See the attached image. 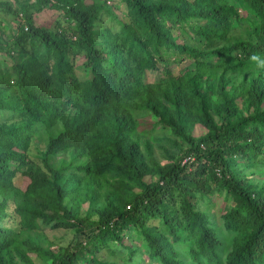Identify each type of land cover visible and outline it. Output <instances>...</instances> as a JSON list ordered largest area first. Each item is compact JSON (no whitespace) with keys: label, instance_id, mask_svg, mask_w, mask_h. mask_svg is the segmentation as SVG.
<instances>
[{"label":"trees","instance_id":"16d2710c","mask_svg":"<svg viewBox=\"0 0 264 264\" xmlns=\"http://www.w3.org/2000/svg\"><path fill=\"white\" fill-rule=\"evenodd\" d=\"M120 1L127 18L98 29L101 8L83 0L0 1L22 21L9 41L0 38V51L18 56L0 70V109L17 118L0 123V264H31L26 250L47 264H112L96 257L103 248L125 263L146 252L154 264H264V185L234 170L264 165V107L249 91L252 113L238 116L232 79L258 66L252 55L264 61V0ZM44 9L61 18L54 30L35 22ZM161 60L184 63L145 81ZM140 110L186 145L152 182L133 138ZM194 122L206 128L197 138ZM31 143L42 146L37 164ZM100 190L97 218L79 216ZM214 194L231 202L220 214L229 235L219 237L209 219ZM39 220L86 232L45 251L26 236Z\"/></svg>","mask_w":264,"mask_h":264},{"label":"rangeland","instance_id":"374dc122","mask_svg":"<svg viewBox=\"0 0 264 264\" xmlns=\"http://www.w3.org/2000/svg\"><path fill=\"white\" fill-rule=\"evenodd\" d=\"M7 1V0H0ZM87 4H96L101 10V19L100 21L95 22L94 28H101L102 25L115 27L117 24L116 19L125 20L127 15L125 13L124 5L120 0H110V4H105L103 0H83ZM243 9V8H242ZM240 9V12L243 10ZM243 14V12H242ZM60 16L50 9H44L37 15H35V22L41 24L50 30L55 29L56 21H60ZM21 20H17L8 13H4L0 9V38L3 41H9L11 32L14 31L18 25H21ZM173 34L176 35L177 31H173ZM182 35L178 36V41L184 40ZM41 49V47H40ZM41 51V50H40ZM14 53L9 57L6 52L0 51V70L9 69L13 62L18 61V56ZM81 60L79 55L74 57V62L78 64ZM182 62H175L170 60H161L157 62L156 68L154 70L146 71L145 81L148 82H157L163 80L166 75V72L171 74H178L181 71ZM233 85L235 86V95L234 103L237 107L236 114L239 116H247L252 113L253 106L249 103L250 98L247 95V92L251 91L255 98H260L261 108L264 107V68L255 67L254 69L242 73H237L233 75ZM257 101V100H256ZM136 121H137V130L133 135V138L139 144V150L142 154L143 162L148 168V172L143 177L145 182H152L157 179L156 170L163 167L167 163H171L176 158H179L184 150L186 145L181 142L178 137H175L171 134L170 131L162 129L158 124L156 118L152 116L146 110H140L135 112ZM17 118L12 116L11 112L5 109H0V123H12L16 122ZM214 121L219 122L217 116H214ZM56 130V127L50 130V133H53ZM206 132V128L199 122H194L191 128V136L194 138L199 137L200 135ZM47 135H40L41 143L45 141ZM41 144L31 143L27 156L30 161L33 163H38L39 161V151L41 150ZM69 156L68 153L56 157L53 160L54 165H57L59 161H65ZM183 161L185 159H182ZM234 170H238L243 176L247 177L251 183L260 186L264 185V165L259 163H248L242 162L238 163L234 167ZM102 191H99L97 199L94 200L93 205L89 207L87 200L82 201V204L79 207V216H84L88 220H95L97 218L96 210L101 207L103 203ZM133 191H137L136 188H133ZM81 195V193H80ZM1 200V196H0ZM230 200H224L222 196L214 194L211 196V204L208 208V216L210 221L216 226V231L219 237L229 235V233L221 226L220 214L226 211L230 205ZM200 209L204 208L202 202L198 203ZM10 209V206H8ZM126 208V207H125ZM8 209V210H9ZM39 228L38 230L29 231L26 233L27 241L33 246H38L42 250L49 252H58L63 248H70L74 243H77L82 240L84 235V230L78 231L76 229H64V228H52L49 225L44 224L40 220L38 221ZM1 225L3 226H12V223L9 221H2ZM139 242V241H138ZM138 242L134 240L129 241L132 246L138 249ZM226 245V242L225 244ZM26 255L31 261V264H47L48 261L38 257L31 250H26ZM98 259L112 263V264H154L152 261L147 259L146 252L135 253L133 256L134 261L125 263L123 258L116 251L112 252L108 248H103L98 250L95 253ZM16 264H25L14 258Z\"/></svg>","mask_w":264,"mask_h":264},{"label":"clouds","instance_id":"9594fccd","mask_svg":"<svg viewBox=\"0 0 264 264\" xmlns=\"http://www.w3.org/2000/svg\"><path fill=\"white\" fill-rule=\"evenodd\" d=\"M250 59L257 61L259 67H264V61L260 60L258 55L254 54L250 57Z\"/></svg>","mask_w":264,"mask_h":264},{"label":"built area","instance_id":"2783aa9c","mask_svg":"<svg viewBox=\"0 0 264 264\" xmlns=\"http://www.w3.org/2000/svg\"><path fill=\"white\" fill-rule=\"evenodd\" d=\"M104 3L109 5L110 4V0H104ZM25 29H26V27H24V30Z\"/></svg>","mask_w":264,"mask_h":264}]
</instances>
